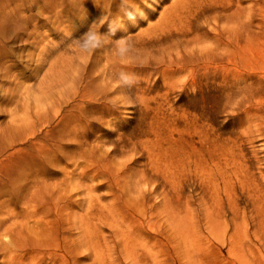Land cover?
Wrapping results in <instances>:
<instances>
[{
  "label": "rangeland",
  "instance_id": "obj_1",
  "mask_svg": "<svg viewBox=\"0 0 264 264\" xmlns=\"http://www.w3.org/2000/svg\"><path fill=\"white\" fill-rule=\"evenodd\" d=\"M12 193L0 264H264V0H0Z\"/></svg>",
  "mask_w": 264,
  "mask_h": 264
},
{
  "label": "bare ground",
  "instance_id": "obj_2",
  "mask_svg": "<svg viewBox=\"0 0 264 264\" xmlns=\"http://www.w3.org/2000/svg\"><path fill=\"white\" fill-rule=\"evenodd\" d=\"M80 85V84H79ZM79 85H78V87L77 88H79ZM83 85V84H82ZM74 90V89H73ZM76 91V90H75ZM74 91V93H73V96H75L77 93ZM79 91V90H78ZM73 100V99H72ZM73 102V101H72ZM67 105V104H66ZM12 180L13 179H11L10 181L12 182ZM48 189V188H47ZM49 191V190H48ZM46 194V193H45ZM58 195V194H57ZM1 196H2V194H1ZM0 196V197H1ZM37 196V195H36ZM60 197V196H59ZM62 198V197H61ZM18 202V194H14V193H12V195H11V197H9L8 199H4V200H2V201H0V206H8V205H10V204H16ZM34 203V202H33ZM32 205V204H31ZM34 206V205H33ZM27 212V211H26ZM4 215V214H3ZM9 216V215H8ZM7 216V217H8ZM19 216V215H18ZM1 219V218H0ZM3 220H5V219H3ZM49 220V219H48ZM35 222V221H34ZM77 223V222H76ZM75 223V224H76ZM48 224V223H47ZM46 224V225H47ZM74 224V223H73ZM49 225V224H48ZM77 225V224H76ZM1 226H2V223H0V228H1ZM49 227V226H48ZM47 227V228H48ZM28 231H26V233H27ZM31 233V232H30ZM44 233V232H43ZM11 234V233H10ZM31 236V235H30ZM35 236V235H34ZM33 237V236H32ZM31 237V238H32ZM43 237V236H42ZM46 237V236H45ZM34 238V237H33ZM1 239V238H0ZM35 239V241L36 240H38L36 237L34 238ZM33 239V240H34ZM43 239H44V237H43ZM41 242V241H40ZM39 242V243H40ZM43 243H45V241L43 242ZM41 244V243H40ZM33 245H35V243L33 244ZM45 245V244H44ZM12 249V248H11ZM55 251V250H54ZM64 257V256H63ZM18 262V261H17ZM38 264V263H37Z\"/></svg>",
  "mask_w": 264,
  "mask_h": 264
}]
</instances>
